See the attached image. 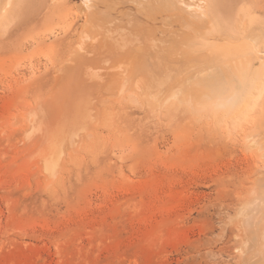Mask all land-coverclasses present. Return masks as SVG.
Returning <instances> with one entry per match:
<instances>
[{"label": "rangeland", "instance_id": "1", "mask_svg": "<svg viewBox=\"0 0 264 264\" xmlns=\"http://www.w3.org/2000/svg\"><path fill=\"white\" fill-rule=\"evenodd\" d=\"M16 1L11 0L0 14V19L5 20V23L8 21L6 24L3 22L2 27L0 25V264H236L240 239L235 228L236 216L243 203L247 201V194H251L245 189L252 176L251 169L255 167L256 160L261 162L262 159L260 155L240 145L238 133L245 119L246 123L253 122L254 115L257 117V112L263 111L261 101L263 94L252 102V109L248 108L250 103H246L238 115L239 121L232 122L231 117H229L230 120L221 119L218 122L220 118L214 116L215 111L219 112L220 116H217L221 117L222 110H215L212 102L214 106L210 102L203 101L200 103L202 106L199 112L198 110L193 112L194 109L190 107L191 101L188 97H182L187 98L186 101L180 98L178 101L170 99L168 104L164 100L163 105L161 99L163 100L162 96H165L160 94L159 103L155 101L149 104L147 99L151 100L150 94L148 98H146L147 95L143 97L145 100L143 101V99L140 100L142 97H137L138 92L136 94L129 92L128 82L132 76L124 78L125 82L128 81L127 84L124 82V84L121 83L122 87L116 86L117 82H123V80L112 76L117 72L115 68L109 67V62L108 65L105 60L113 55V50L107 49L106 46H114V42L119 40H113L109 33L104 39L97 37L98 40L87 36V34L92 35L105 30L106 23L102 25L103 16L105 20L112 18L113 15L117 19L124 14L123 16L126 17L121 18L129 27L127 28L124 23L125 27L120 26L123 30L119 26L115 28L124 32L132 26L130 29H134L136 39L132 42L133 44L129 40L127 43H130L129 45L132 46L130 49H133L134 53L142 57L145 53L143 46L145 41L142 40L145 38L143 34L146 27L170 26L168 28L172 31L182 27L185 31L186 27L183 23L190 21L191 15L198 11L192 6H183L186 8L184 11V8L180 7L181 1L178 0L180 3L178 8L182 10L178 9L180 12L178 15L186 18L183 19L186 20L185 22L171 12L167 18L161 20L158 18L159 22L157 19L152 22L153 19L148 20L145 13L136 9L135 0H128L129 2L106 0L104 5L98 2L96 8H89L93 9L89 13H86L82 4L78 5L82 0H20L21 2H18L20 4ZM203 2L208 6L209 12H206L208 16L210 15L208 18L212 17L216 26L209 31L208 25L206 27L209 22L202 23L203 28L200 25L202 40L210 41L209 36L216 34L217 39L211 40L210 43L225 44L224 46L230 49L228 44L232 42L235 47L237 45V49H241L239 41L255 33V29L264 33V0H203ZM158 3L160 4L161 1L158 0ZM11 9L15 10L12 11L13 14L10 12ZM191 12L193 13L188 16ZM163 13L164 11L160 14ZM3 14L9 15L10 19L8 20L5 15L2 17ZM184 14L188 16V19L183 16ZM133 16L134 19L138 18L134 20ZM194 16L196 17V14ZM171 18L175 20L178 18L176 24ZM166 19L169 21L167 22ZM178 20L182 21V25ZM139 22L141 28L145 23L144 30L141 29L142 32L137 31ZM100 28L103 29L99 30ZM215 28L217 30H214ZM242 30L250 31V34ZM258 30L256 38L258 41L261 38L263 40L264 34H258ZM159 31L158 29L157 33L153 32L155 36H160ZM172 31L169 30V35L173 34ZM179 32L175 31V35L172 36H176ZM188 35L185 34L190 40L192 36ZM227 35L228 38H226ZM172 36L170 39L173 41L166 42L163 39L165 43L163 45L169 42L179 47L176 48L177 54H175L179 58L181 49L187 52L188 48L190 49L186 41L188 38L183 37L184 40L177 43ZM110 39L112 41H109ZM155 39H159L161 44H157ZM155 39L151 41L158 46L162 45V39L158 37ZM228 39L232 41L229 40L230 42L227 43ZM262 40L260 42L263 43H259L260 46H264V40ZM81 41L82 44H79ZM92 42L98 44L97 47L93 46ZM109 42L112 44L110 45ZM136 42L138 47L134 45ZM150 42L148 41L147 44H153ZM203 43L205 46L209 42L200 41L202 48L199 49L200 61L209 60V63H213L212 45L210 46L209 43L210 48L207 46L208 49H206ZM104 44L107 45L104 46ZM183 44H187V49ZM81 46L82 50H80ZM86 46L91 53L94 51L93 55L87 54L88 51L84 52V49H87L84 48ZM93 47H96L97 54ZM262 48L260 49L263 50ZM104 51L106 56L111 52L112 54L101 59L100 56H104ZM63 55L67 57H64L65 59L60 63ZM113 57L111 56L110 61L114 60ZM188 59H190L187 60L188 62H192L191 58L188 57ZM74 61L103 63L93 70L92 77L89 75L91 79L87 78L88 74L84 73L87 76L83 77V74L74 72L75 79L72 78L71 83L69 78L71 74H68L67 70L70 73L76 70L73 68ZM64 69L68 72L67 74L65 71L63 74ZM107 70L110 73L104 74ZM65 76L68 78L66 79ZM60 78L61 84H59ZM140 78L138 79L143 85H140L141 82L138 80L139 83L137 82L136 86L141 89L145 87L147 80ZM262 78L264 81V77ZM68 79L70 86L73 87L72 90L67 89ZM97 83L99 84L96 86ZM103 83L108 84L105 85L111 92L104 88ZM91 84L95 90L97 87L102 92L98 97L99 101L107 96L109 98L106 97L104 101H110L108 105L112 107L113 112L116 113L118 109V112L122 111L119 120L120 139L118 141V138L109 132L107 122L91 120L85 125L87 136L84 140L90 138L89 141L85 142L82 137L80 139L85 142H80L83 148V144H88L89 147L87 145L84 148L85 151L81 147L83 150L80 148L71 153L56 143L58 141L56 135L60 131L58 126L64 118L63 108L68 106L67 103L64 104V101L69 100L67 97L75 95L74 90L81 87L82 91L87 89L91 91L87 88V85L91 87ZM62 87L65 94H60ZM57 88L60 90L56 91ZM64 90L69 91L68 96ZM138 91L141 96L142 92ZM76 92L78 94L80 90ZM127 92H129L128 95ZM130 93L134 94L136 99ZM57 97L59 102L56 100ZM111 99L114 102H111ZM188 101L189 103L185 104ZM76 102L79 106L83 104L80 101ZM203 104L210 105L209 107L212 106V108L207 109L208 107L206 108ZM78 107L75 108L78 109ZM160 107L164 109H159ZM97 111L98 109L93 107V112ZM208 112L212 115L205 116ZM243 113L248 114L245 116L242 115ZM215 117L217 122L214 121ZM39 118L44 124L38 121L36 125L37 128L40 125L38 130L33 128V125L30 126V122L34 120L33 123H35ZM240 121L243 122L240 124ZM97 122H99L98 125ZM51 124L56 127L54 128ZM52 128L57 129L56 133ZM69 134L65 138L71 136ZM91 137L94 138H92L93 141ZM44 144L47 147H43ZM46 153L53 162L56 158L49 173L39 169V163L43 162L42 159ZM68 157H71V160Z\"/></svg>", "mask_w": 264, "mask_h": 264}, {"label": "bare ground", "instance_id": "2", "mask_svg": "<svg viewBox=\"0 0 264 264\" xmlns=\"http://www.w3.org/2000/svg\"><path fill=\"white\" fill-rule=\"evenodd\" d=\"M13 1H15V0H13ZM21 1L17 0L16 2H17V4H20L18 2H21ZM113 1H116V0H113ZM130 1H132V0H130ZM159 1H161L160 4L158 3V0H135L136 9L138 11H140L141 13L142 12L145 13V15H146L145 17L148 20L153 19V20H151L153 22L155 19H157V22H159L158 18L160 20L161 19H165V18L168 17L167 16L168 14L170 15V12L175 14V17H176L180 13V12H178L179 11L178 9L180 7L183 9L184 8L183 6H187V7L188 6H192L198 11L197 13H195L196 11L194 12L196 14V17L195 16L193 17V15H195V14L191 15L193 12L188 14V16L191 15L193 17V18L191 17V20L192 19L193 20L196 19V20L195 21L187 20V22H185L186 20L184 21L183 19H186V18H184V17L182 18L181 15L180 16L178 15L177 17H179V19H181V20H183L185 22V24L183 23V26L186 27L185 28L186 30L184 31V29L181 27L183 30H181V33H180L179 31H180L181 28L180 27H174V28H180L179 30H175V31L179 32V33H177L179 36H177V34H176L177 39H176V36H172V35H175V33H174L175 31H172V29H169L168 27H170V26L165 27V28H161L162 25H159V27L161 26L160 28H154L151 25L152 27L148 26L149 28L148 27L145 28L143 26L145 23L143 22L144 23V24H142L143 28H141V23L139 22L140 26L138 28H140V30L137 28V31L139 32V31H141V29L144 30V28H145L144 34H143V37L145 35V38L142 40V41H145V43H143V46H144V49H145V53L142 55V57L138 56V53H134L133 49H130L132 47V46L129 45L130 43H127L128 40L132 43L136 39V36L134 37L135 34L133 33L134 29L133 30L130 29L132 26L129 29H127V31H124V32L116 30V28H115L116 26H119V28L122 29V27H120L121 25H123V27H125L124 23L126 24V22L121 18V17H126V16H123L124 14L121 17H119L120 19L117 18L118 20L115 18L116 16L114 17V15H113L112 18H108L106 20H105L104 16H103V18L100 16V18L103 19V21L100 20V21H102V25L103 24L105 25V23H106L105 30H102L104 28L103 27L102 29L101 28L99 29V30H102V32L100 31V32H97V33L92 34V35L90 33V34H87V36L89 38H94V40H96L97 37H99V36H100L99 37L100 39H104V37H106L108 35V33H109L110 34L109 36L112 37L113 40L114 39L117 40V41L119 40L118 42H114L113 41L114 42V46L112 45L111 47L110 46H106L107 44H104V46H106V48L108 47L107 49L110 48L111 50H113V55L109 56V54H112V52H111V53H109L106 56V51L107 50H106V48L104 46H102L106 50V51H104V56L101 55L103 53L102 50H101L102 53L99 54V55H101L100 56L101 59H102V57L104 58L105 56L106 57L109 56V58H107L106 60L104 59V60L106 61V64H108V62H109V64H110L109 67H113V69L115 68V71L117 72V74L116 75H112V76L118 77V78L123 80V82H119V83L117 82L116 83L117 87H122L123 86L122 84H124V82H125V80H124L125 77L132 76L131 79L129 78V82L130 83L127 80L125 82V84H127V82L129 84L128 85L130 87V88L128 87V89H130L129 92H133L134 94H136L137 92L139 93L138 90H140V93L142 92V95L144 94V96H142V95L140 96L138 93L136 94L137 97H139V98L142 97V98H140V100L143 99V97H146V95H147L146 98H148V95L150 94L151 100L149 98L147 99L149 101V102L147 101L149 104L153 103L155 101H158V103H159L160 102L159 101V95L160 94L165 96V97H163L161 95L162 98H163V100L161 99V101H163V102H161L162 104L164 103V100H165V103L168 104L167 102H170V99H174V100L178 101L179 98L181 100L182 99L184 100L185 98H182V97H188L189 101H191L190 107L192 109H194L193 112L197 111V110H198L197 112H199L200 107L202 106V105H200V103H202L203 101H206V103L210 102V104L212 102L215 105V110H219V111L222 110L221 111V114H222L221 117H218V116H220V114L218 115L219 112L216 113V111H215L216 115H214V116H216L217 118H220V120L218 122H220L221 119L230 120L229 117H231V122H232L234 120H238L239 121V117L240 116L238 117V115H239L240 111L245 107L246 103H250V107H248V108L252 109V107H251V105H253L252 102L255 101V99L257 97H259V95L263 94V96L261 97L263 111H260L258 109L259 112H261V114H259V112H257V117H256V115H254V121L253 122L246 123V119H245V122L240 121V124H241V122H243L244 125L242 123V126L240 127L239 133H238V141H239L240 145L243 146L244 148H247L246 150H248V148H249V150L251 152L257 154L258 156L260 155L262 159H261V162H258L256 160L255 165L253 164L255 167L252 168V169L250 168L251 172H252V174H251L252 176L249 175V176H251L250 180L248 181L249 183H248V185H246L247 187L246 186H244V187H246L245 189L250 191L251 194L250 195L247 194L248 196L246 195L248 197L247 201L244 202V200H243L244 203L243 202L242 203L244 205H242V208L239 210V212L237 213V216H236L237 218H236L235 228H236V230L238 232L237 234L240 235V239L238 241L239 256H238V259H237V261L235 263L236 264H264V81H263V78H262V77H264V51H263L264 50V46L263 45L260 46V44H259V43H263V42H260L262 40V38L258 41V39L256 38V36H257L256 32H257L258 29H255L256 30L255 33L253 32L250 36H248V37H246L244 39L241 38L242 40L239 41V42H241L239 44L241 46L239 48H241V49H237L236 48L237 45L235 47L233 45V43L230 42V41H232V40H230L231 38L226 40L227 43L230 42V44H228L230 49H228V47H225L224 46L225 44H221V43L218 44V43H212V42H211L212 43L211 44L210 43L211 40H216L217 39V37L215 36L216 34H212V32L210 33V34H212V37L209 36V38L211 39L210 41L202 40L200 38V32H201L200 31V25H202V23L204 24V23L209 22V24L208 23L206 24V27L208 25V29L207 30H209V31H211L212 28H214L216 26V25L214 26V19L212 17H210L211 19H209L208 17L210 15L208 16L207 15L208 13H206V12H209L208 6H207L208 5V1H206L207 5H204L205 2H203V0H180L181 1L180 3L182 4V6H180L179 8H178V4H180V3H179L178 0H177L178 2L174 1V0H159ZM10 2H11V0H0V14L3 13V11L7 8V6L9 5ZM98 2L103 4V3L106 2V0H82V2L78 3V5L80 6V4H82L81 6L85 7L86 13H89V12H91L93 10V9L90 10L89 8H96L98 6L97 5ZM124 2H126V1H124ZM127 2H129V1L127 0ZM17 4H15L16 8H18ZM11 5H13V4H11ZM112 5L114 6L115 3H113ZM117 5H118V2H117ZM76 7H78V6H76ZM114 7H113V9H114ZM205 7H206V10H205ZM9 8H11V6ZM12 8H14V6ZM16 8H15V10H16ZM79 8H77V10H80ZM181 8H180V11H182ZM185 9L186 8H184V11H185ZM15 10L11 9L10 12L12 13V11H15ZM81 11H82V9H81ZM81 11H80V13H82ZM105 11H107V10H105ZM163 11H164L165 15H164V13L160 14ZM5 13L7 14L8 12H5ZM11 13H9V14H11ZM121 13H122V11H121ZM181 14H183V13H181ZM185 14L183 16L187 17V19H188V16H186ZM4 15L5 14H3L2 17ZM88 15H90V14H88ZM103 15H107V14H103ZM108 15H109V13H108ZM91 16H93V14H91ZM110 16H112V15H110ZM6 17H8V20L10 19L9 15H7ZM84 18H86V17H84ZM93 18H91V19H93ZM137 18H135V19H137ZM4 19H7V18H4ZM133 19H134V16H133ZM177 19L176 20L172 19V20H175L174 21L175 24H176ZM127 20H128V18H127ZM167 20L168 19H166V21ZM181 20L180 21L178 20V22L181 23V25H182V21ZM0 21L2 22V23L0 22V25L1 24L4 25L5 20L0 19ZM142 21H144V20H142ZM7 22L8 21H6V23ZM95 22H96V20H95ZM128 22H130V21H128ZM162 22H164V20H162ZM174 22H171V23L173 24ZM82 23H84V21ZM96 23H98V22H96ZM237 24H239V22H237ZM2 25H1V27H2ZM99 25L102 26L100 23H99ZM99 25H98V27H100ZM146 25H148V24H146ZM89 26H92V25H89ZM126 26H127V24H126ZM163 26H165V25L163 24ZM128 27L129 26H127V28ZM156 27H158V25ZM202 28H203V25H202ZM241 28L246 29L245 27H241ZM158 29L160 30L158 32V33H160V36H158V35L155 36V34L153 32L156 31V33H157ZM252 29H254V28H252ZM169 30H171L173 32L172 35H169ZM214 30H217V29L215 28ZM91 31H93V30H91ZM76 32H78V31H76ZM243 32H247V31L244 30ZM249 32L250 31H248L247 33L250 34ZM261 32H263V31H261ZM261 32L259 31L258 34H260V35L264 34V33H261ZM185 34H187V35L189 34L190 36H192L194 38V41H192V39H193L192 37L189 40V38L187 36H185ZM139 35H141V33H139ZM206 35L207 34H205V36ZM170 36L173 37L172 39L177 40V43L181 42L182 40H184L183 37L184 38L185 37L188 38V40H186L188 42L187 44H189L188 47L190 46V49L188 48V52L186 50H184V49H181L180 54H178V55H180L179 58H178L177 55H175V54H177L176 53V48H179V47H177L176 45H174V46H176V47H174L173 45H171V43L169 44V42L166 43V45H163V44H165L163 39H165L166 42L169 41V40L173 41V40L170 39L171 38ZM143 37L141 36V38H143ZM156 37L162 39V45L158 46V45H156V43L155 44L153 43L154 41L153 42L151 41V39L154 40ZM228 37L229 36L227 35L226 38H228ZM89 38H87V40ZM218 38H220V37H218ZM223 39H224V36H223ZM155 40H156L155 42H157V44H159L161 42V41H159V39H155ZM73 41L76 43L75 39ZM109 41H112V40L110 39ZM140 41H141V39H140ZM148 41L149 42L151 41L150 43H153V44H151V45H153L152 48H151L150 44H147ZM186 41H185V43H186ZM200 41H205L206 43L209 42L210 44L209 43L208 44L210 46L212 45V47H211V49H212L211 50V52H212L211 57L213 59V63H211V62L209 63V60L208 61L205 60L204 62H203V60L200 61V50L199 49H202L201 46H200L201 45ZM189 42H191V43H189ZM213 42H215V41H213ZM75 43H74V45H75ZM72 44H73V42H72ZM79 44H82V41ZM92 44H94V43L92 42ZM109 44L111 45L112 43L109 42ZM167 44H169V45H167ZM187 44H183V46L185 45L186 49H187ZM204 44L205 43H203V46H204ZM208 44L205 45L206 47L204 46L206 49H208V47L210 48V46ZM70 45H71V43H70ZM96 45H98V44L95 43L93 46H96ZM134 45L137 46V42H136V44L134 43ZM140 45H142V42H140ZM82 46H84V45H82ZM82 46H81V49L79 48L80 50H82ZM143 46H142V48H143ZM262 46H263V48H262ZM71 47H72V45H71ZM84 48H87V46L84 47ZM93 48H92V51L95 49V48L94 49ZM125 48L130 49V50H127V49L124 50ZM226 48L228 49V51L230 53L228 51H224V49H226ZM260 48H262L263 50H261ZM88 49H89V47L87 49H84L85 50L84 52L88 51L89 53L87 52V54H90L91 50L89 49L90 50L89 51ZM144 49H142V50H144ZM177 51H178V49H177ZM75 52H77V50ZM93 52L91 53L92 55H93ZM120 52H122V53L119 54ZM95 53H96V49H95ZM98 53H100V52H98ZM178 53H179V51H178ZM99 55H96V56H99ZM78 56H80V55H78ZM111 56L112 57L114 56L113 57V59H114L113 61H110V59H112ZM64 57H67V56H64V55L61 56L60 63L62 62L63 59H65ZM138 57H140V58H138ZM188 57L192 59V62H188L187 61V60H190V59H188ZM68 58H70V56ZM81 58L86 59L84 57H81ZM88 58L90 59V56ZM97 61H101V60H97ZM60 63H58V64H60ZM100 63L99 62H91V63L90 62H81V63H79L78 61H76V62L74 61V67L73 68L76 69V70L72 71L73 73H70V71L67 70L69 72L68 73V72L65 71V69H66L65 68L63 70V74L66 72V74L68 73V74H71V76H73L74 74H76L74 72H79V74L80 73L83 74V77H84L85 74H88V76L85 75V77L87 76L88 79H91L90 77L93 76L92 75L93 74V70L96 67L100 66ZM58 64L56 65L57 67L59 66ZM104 64H105V62H104ZM73 68H72V70H73ZM99 73H100V71H99ZM109 73H108V70H107L106 73L104 71V74H109ZM162 74H164V75L161 76ZM89 75H91V76L89 77ZM96 75H97V73H96ZM71 76H69L70 82H71L72 78L75 79L74 78L75 75L73 77H71ZM77 76H79V75H77ZM107 76H109V75H107ZM139 77H141L140 79H142V77H143V78H146V80H147L145 82V87L141 86L142 87L141 89L136 86L137 82L139 83V81H140L138 79ZM65 78H66V76H65ZM67 78H68V76H67ZM109 78H110V76H109ZM104 79H105V77H104ZM59 81H60L59 84H61L62 79L60 78ZM95 81L98 82V80H95ZM66 82L68 83V84H66L67 85V89L69 90V88H71L70 90H72L73 87H71L72 85L70 86L69 79ZM87 82H89V81H87ZM107 83H109V82H107ZM107 83H103V84L105 85ZM74 84L76 85V82ZM92 84H91V87H89V85H87L88 86L87 88H90L91 91H88V89H87V91H85V90L82 91L83 90V89L81 90L82 87L81 88L78 87L79 89H76V90L73 89L75 91V95L72 94V97H70V98L67 97V99H69V100H67L68 102L64 101V104L67 103L68 106L67 107L64 106V108H63L64 111H65L64 118L61 121L62 123L60 122L61 125L58 126L59 128L57 127L58 130L60 129L58 134L57 135L55 134L56 136H58V138H57L58 141L56 140V138H54V139L57 141L56 143H58V145H61L63 147V149H67L68 151H71V153H72V151H76V150H78V149H80L82 147V144L80 142H82L84 140L85 136H87V132H86L87 130L85 131V125H86V122H89L91 120H98V121L101 120L102 122H107V127H108L109 132L112 133L113 135H115L118 138V141L120 139L119 120H120V117H121L120 114H121L122 111L120 110V112H118L119 111V109H118V111L116 113H114L112 107H110V105H108V102H110V101H108V102L106 100L104 101V99H106L107 96H105V98H103L101 101H99L98 97H99L100 94H102V92L97 87H95L96 88V90H95L92 87ZM98 84L99 83H97L96 86ZM139 84L143 85L142 82L139 83ZM107 85H105L104 88L106 90H110ZM109 86L111 88V85H109ZM52 88H54V86ZM92 88L94 89V91L92 90ZM62 89H63V87L61 88V90ZM64 89H66V87ZM97 89L99 91H97ZM105 89H102V90H105ZM58 90H60V88L56 89V91H58ZM68 90H67V92H69ZM77 90H80V92L78 94L76 92ZM47 91H49V90H47ZM120 91H121V88H120ZM59 92H61V91H59ZM67 92H66V94L68 96ZM110 92H111V90H110ZM129 92H127V95H128ZM123 93H124V90H123ZM60 94H65V93L62 90V93H60ZM108 94H109V92H108ZM134 94L132 95V93H130V95L132 97L135 96ZM59 95H58V97H59ZM119 95H118V97H119ZM59 98L56 99L57 102H59L58 101ZM107 98H109V97H107ZM139 98H138V100H139ZM135 99H136V96H135ZM186 99H185V101H186ZM114 100L116 101V99H114ZM126 100L127 99L125 98V101ZM167 100H169V101H167ZM76 101H80V103H83L82 104L83 107H81L82 105L79 106V104ZM112 101L113 100L111 99V102ZM143 101H145V100L143 99ZM189 101L186 102L185 104L189 103ZM75 102H76V104H75ZM105 102H107V104H105ZM258 104L259 103H257V105ZM69 105H71V107ZM111 105H112V103H111ZM203 105H205V104H203ZM214 105H212V106H214ZM158 106H161V105H158ZM209 106L210 105L206 106V108L207 107H208L207 109L212 108V106L211 107H209ZM241 106H243V107H241ZM75 107H78V109H76ZM93 107L97 108L98 111L97 112H93ZM254 107H256V106H254ZM162 108L160 107L159 109H162ZM257 108H259V107H257ZM207 111L210 112L211 110H207ZM209 112L205 116H207V115L211 116L212 114L209 115ZM246 114H248V113H246ZM246 114L243 113L242 115L246 116ZM203 115H204V113H203ZM261 115H263L262 116L263 118L261 117ZM44 116H45V114H44ZM115 116H116V118H115ZM157 116H159V115H157ZM201 116H202V114H201ZM216 117L214 118V121L217 120ZM234 118H237V119H234ZM37 119H38V117H37ZM37 119H36L37 123L36 122L33 123L34 120H31V122L29 121L30 122V126L33 125V128H35V129L37 128L36 125H38V121L41 120L40 118H39V120H37ZM210 119L212 120L213 118H210ZM43 120H45V119H43ZM57 120H59V119H57ZM57 120H56V122H58ZM211 120H210V122H211ZM224 120H223V122H224ZM250 121H252V120H250ZM40 122H42V121H40ZM99 122H97V125H98ZM215 122H217V121H215ZM226 122L227 121H225V123ZM43 124L41 126H43ZM51 125H53V124H51ZM51 125H50V127H51ZM47 126H49V125H47ZM105 126H104V128H105ZM210 126H212V125H210ZM39 127H40V125H39ZM39 127L37 128L38 130H39ZM53 127H54V125H53ZM30 128H32V127H30ZM54 128H52V129L54 130ZM222 129H224V128H222ZM229 129H230V127H229ZM55 130H57V129H55ZM51 132H53V131H51ZM67 132H70L71 136H68V138H65L69 134V133L67 134ZM27 133H29V135L31 134L30 132H27ZM55 133H56V131H55ZM90 133H91V131H90ZM95 133H97V132H95ZM229 133H230V130H229ZM229 133H227V134H229ZM65 134H67V135L65 136ZM92 134H93V132H92ZM97 134H95V135H97ZM231 134H232V131H231ZM52 135H54V132H53ZM43 136H44V134H43ZM49 136H51V134ZM81 137L83 138L82 141H80ZM24 138H25V136H24ZM92 138L93 137H91V140L93 141L94 138L93 139ZM99 138H100V135H99ZM89 139H87V140L89 141ZM106 140H107V138H106ZM85 142H82V143H85ZM47 144H49V143H47ZM104 144H106V142ZM83 145H84V148H85V146H87L88 144L87 145L83 144ZM56 146H57V144H56ZM61 146H59L60 149H62ZM43 147H47V146H45V144H44ZM87 147H89V145ZM49 148H51V147H49ZM50 151H51V149H50ZM83 151H85V149ZM95 152H96V150H95ZM47 153H49V152H47ZM47 153H46V156H44V158L42 159L43 162L39 163V169L41 171H47V173H49V171L52 170V166L56 162V158H55V160L53 162V160L51 159V157L49 155H47ZM58 153L60 154V152H58ZM71 153H69V155ZM78 153H80V152L78 151ZM92 154L94 155V153H92ZM57 156H58V154L56 155V157ZM71 157H68V158H70V160H71ZM254 157H256V156H254ZM255 159H257V158H255ZM57 160L59 161V159H57ZM58 173H60V172H58ZM61 173H62V171H61ZM47 177H49V175H47ZM44 179H46V177ZM59 182H61V181H59ZM242 203H239V204H242ZM245 203H246V205H245ZM239 207H241V205ZM239 235H238V237H239Z\"/></svg>", "mask_w": 264, "mask_h": 264}, {"label": "snow or ice", "instance_id": "3", "mask_svg": "<svg viewBox=\"0 0 264 264\" xmlns=\"http://www.w3.org/2000/svg\"><path fill=\"white\" fill-rule=\"evenodd\" d=\"M23 6V5H22Z\"/></svg>", "mask_w": 264, "mask_h": 264}]
</instances>
